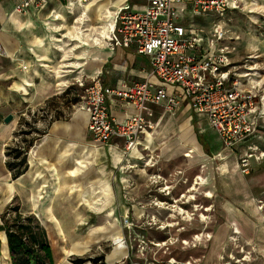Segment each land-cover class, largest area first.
I'll return each instance as SVG.
<instances>
[{
  "label": "rangeland",
  "instance_id": "rangeland-1",
  "mask_svg": "<svg viewBox=\"0 0 264 264\" xmlns=\"http://www.w3.org/2000/svg\"><path fill=\"white\" fill-rule=\"evenodd\" d=\"M237 3L239 7L231 9L222 22L227 29L225 42L233 51V65L240 72L252 66L261 68L257 76L264 78V0ZM212 23L200 24L209 27ZM40 100L44 99L28 98L33 104ZM41 107L37 105L36 109L46 111ZM30 109L14 140L16 149L23 153L21 160L13 161L18 166L14 173H25L23 183L15 182L23 193L13 199L10 214L0 225L13 224V209L21 207L24 217L31 216L34 225L48 229L49 244L57 255L66 252L68 249L61 247L68 248L72 240H89L93 244L90 254L104 255L116 245L115 240L123 238L130 264H264V162L253 164L259 162L253 159L250 171L244 173L240 165L242 150H236L238 146L223 150L218 134L210 135L211 129L195 115L196 129H191L181 127L189 114L169 115L162 107H154L150 130L157 149L150 142L147 147L152 151L142 150L139 159L126 154L130 161L113 167L103 153L95 159V153L88 149L95 144L89 133L82 141L44 138L42 130L51 114L46 111L41 116ZM71 115L65 118L69 120ZM181 130L191 135L197 130L204 137L206 133L207 139L216 143L210 144L211 153L203 150L185 156L190 149L183 145L185 133ZM31 156L45 158L57 168L59 187L53 204L67 235L65 242L57 228L46 223L42 211L34 212L33 193L48 192L56 180L49 172L40 180L32 179L31 175L43 166L37 170L30 166ZM78 159L85 161L79 164ZM96 171L109 181V197L100 194L98 185L107 187L108 194L110 186L105 180L104 185L96 182ZM198 176L203 180L194 185Z\"/></svg>",
  "mask_w": 264,
  "mask_h": 264
},
{
  "label": "crops",
  "instance_id": "crops-1",
  "mask_svg": "<svg viewBox=\"0 0 264 264\" xmlns=\"http://www.w3.org/2000/svg\"><path fill=\"white\" fill-rule=\"evenodd\" d=\"M20 1L0 0V33L4 41L3 50L0 52V224L6 216L5 213L9 211L8 208H11L10 204L13 199L17 196L21 198L23 193L20 185H16L15 182H18V184L19 182L23 183L22 178L25 173L15 177L14 171L18 166H15V164L10 165V163L14 160H20L23 155L22 153L20 158H15L14 149L17 147L14 140H16L19 127L25 124L22 120H25L30 115V110H32L30 108H33L35 114L39 112L41 116L46 111L51 114V118L49 117V120L45 122L46 128L42 130L45 133L44 138L52 139L55 142L66 137L81 139L82 141L85 140V134L89 133L90 136L92 134L88 130L87 114L83 110H77L84 94V88L79 87L76 84V80L82 79L88 85L94 76H99L104 85L113 88L146 80H150L155 85L161 84L159 78L153 74L151 59L138 54L133 46L110 49L106 42L102 45H97L92 40V37L98 31V26L103 22V17L107 16V18H110L119 7L126 4L131 5L135 11H142L145 9L144 0H94L89 7L90 19L83 25V27L88 29V31L83 33V39L88 40V44L77 39H71L74 26L76 25L74 19L81 11V6L78 3H75L73 8L68 7L69 1L74 0H49L46 5L40 8H31L27 14L15 12V6ZM213 19V17L193 15L191 7L188 6L181 14L179 22L186 27L210 32L212 25L205 27L200 23L214 21ZM167 88L170 93L179 90V87L173 85H168ZM243 88H247V84H244ZM32 97L44 100L33 104L28 101V98ZM107 102L110 112L120 121L135 113V109L126 103L111 98ZM37 105H41V108L45 107L46 111L41 112L40 109H36ZM154 107L162 106H153V115ZM71 108H74V112H70ZM165 112L169 115L171 114L167 111ZM70 113L72 115L67 120L65 117L70 115ZM179 113L189 114L188 118L181 123V127L187 125L191 129L192 127L196 129L195 115L201 123H205L211 129L210 135H217L207 116L197 113L189 99L183 98L177 111L172 115H178ZM257 113L264 115V106L259 105ZM203 130L201 129V131ZM152 132L150 129L145 131L129 152H127L124 140L121 138H114L107 144H98L94 141V148L88 147V149L90 148L95 153V159L103 153L102 156L106 158L111 166H121L125 161H130L125 156L126 154H129L133 159H139L143 155L142 150H150L147 147L150 142L157 149V143ZM185 132L183 131L182 133V130L180 131L181 134ZM194 135L193 139L199 151L195 150L190 156L192 157L196 152L201 153L203 150L206 154H210V144L215 145L216 143L210 142L206 137V133L204 137L196 130ZM220 143L223 150H229L224 147L221 140ZM183 145L188 147V150L191 149L189 145H186L185 140ZM251 145H258L264 148V118L259 120L257 133L235 149H241L243 154ZM84 161V159H81L78 163L81 164ZM263 162L264 158L259 162L255 161L253 164H261ZM29 164L35 170L40 165L43 166V169H39L37 170L38 172L31 175L32 179L40 180L44 178L45 172H49L55 177V185L52 186L53 183L48 192L47 190H37V192L33 193V209L34 212H43L44 216L42 212L41 215L45 218L46 223L47 221L51 222L57 228L63 242H65L67 235L64 232L61 221L54 212L53 204V196L59 187L57 168L45 158L36 160L35 156L30 157ZM100 174V171H96L95 176L99 177V181L96 182L104 185L103 180H108L100 177ZM91 179H89L88 185ZM108 184L110 186V194L105 192L107 187L102 189L98 184L93 185H98L100 194L104 197H109L112 194V189L109 181ZM44 186L46 187L47 185L44 184ZM104 208L103 205L99 210L101 211ZM13 210L16 214L18 213L24 217L21 207H15ZM40 223L43 226L41 220ZM8 224L10 223L6 222V225ZM40 229L48 231L46 227L45 229L40 227ZM45 234L49 243V236L46 231ZM49 245L52 250L53 264H130V252L126 250L127 248L118 245L113 246L104 255L97 256L90 254L93 244L89 240H72L68 248L62 245L64 247H61L62 249L68 250L66 252L63 250L61 255L56 254L51 243ZM82 245L90 246L84 248ZM94 257H102L103 259L96 263L92 260H86L82 263L77 262L79 259H91ZM0 264H14L6 229H0ZM46 264L50 263L46 261Z\"/></svg>",
  "mask_w": 264,
  "mask_h": 264
},
{
  "label": "built area",
  "instance_id": "built-area-1",
  "mask_svg": "<svg viewBox=\"0 0 264 264\" xmlns=\"http://www.w3.org/2000/svg\"><path fill=\"white\" fill-rule=\"evenodd\" d=\"M48 1L21 0L15 12L27 14L31 8H40ZM93 1H69V8L75 3L81 6L74 19L72 40L88 44V40L83 39L88 29L83 25L90 19L89 7ZM144 1L142 11H135L126 4L110 18L103 17L92 40L97 45L106 42L110 49L133 46L138 54L151 59L153 74L161 84L146 80L113 88L104 85L99 76H94L88 85L82 79L76 80V84L84 88L77 110L87 114L93 140L107 144L121 138L125 148L131 150L141 135L152 128L153 106H162L174 114L183 98L191 101L197 113L207 116L225 148H235L253 137L260 118H264L257 113V107L264 106V78L257 76L261 68L252 66L240 72V68L233 65L232 48L225 42L227 29L222 22L231 9L239 7L237 0ZM188 6L195 16L214 18L210 32L180 24L181 14ZM3 47L0 33V52ZM244 84L247 88H243ZM168 85L177 86L179 90L170 93ZM110 98L132 106L135 113L120 121L109 110ZM263 158L264 149L249 146L240 157L242 171L248 173L252 160ZM115 244L126 248L123 238L115 240Z\"/></svg>",
  "mask_w": 264,
  "mask_h": 264
},
{
  "label": "trees",
  "instance_id": "trees-1",
  "mask_svg": "<svg viewBox=\"0 0 264 264\" xmlns=\"http://www.w3.org/2000/svg\"><path fill=\"white\" fill-rule=\"evenodd\" d=\"M14 152L15 158H20L22 155V152L16 148ZM11 164L16 166V163L11 162ZM21 173H14V176L17 177ZM7 213L8 211L5 215ZM0 229H6L14 264H46V261L53 264L52 250L47 241L45 231L41 230L37 224H32V217H22L17 213L13 224L0 226ZM102 259V257H94L91 259H79L77 262L82 263L86 260H92L96 263Z\"/></svg>",
  "mask_w": 264,
  "mask_h": 264
},
{
  "label": "bare ground",
  "instance_id": "bare-ground-1",
  "mask_svg": "<svg viewBox=\"0 0 264 264\" xmlns=\"http://www.w3.org/2000/svg\"><path fill=\"white\" fill-rule=\"evenodd\" d=\"M186 108V107H185ZM76 117V116H75ZM184 118H185V116H184ZM149 130V129H148ZM184 140H185V143L186 144H188L189 146H190V150H189V153H187V154H185V156H190L191 154H190V152H193V151H195L196 150V148H198L197 147V145H196V143H195V141H194V139H193V136L191 135V134H187V133H185V135H184ZM93 146H95V145H93ZM90 147V146H89ZM74 159V158H73ZM72 159V160H73ZM78 161H79V159H78ZM74 162V161H73ZM81 163V162H80ZM75 164V163H74ZM73 164V166H75ZM82 164V163H81ZM77 166V165H76ZM54 170V169H53ZM54 172V171H53ZM73 174V173H72ZM198 175H200V174H198ZM202 176V175H201ZM203 177V176H202ZM202 177H200V176H198L197 178H196V181H195V184L194 185H196V184H200V182H202V180H203V178ZM58 178V177H57ZM205 178V177H204ZM200 179H201V181H200ZM99 181V180H98ZM198 184V185H199ZM195 187V186H194ZM106 188V187H105ZM196 188V187H195ZM164 190V189H163ZM58 191V190H57ZM106 192V191H105ZM99 193V192H98ZM207 195H210V194H207ZM193 196V195H192ZM192 199V198H191ZM209 210V209H208ZM238 230H236V232H237ZM115 239V238H114ZM122 245V244H121ZM83 246V245H82ZM90 245H84L83 247L84 248H86V247H89ZM121 247V246H120ZM74 250V249H73Z\"/></svg>",
  "mask_w": 264,
  "mask_h": 264
},
{
  "label": "water",
  "instance_id": "water-1",
  "mask_svg": "<svg viewBox=\"0 0 264 264\" xmlns=\"http://www.w3.org/2000/svg\"><path fill=\"white\" fill-rule=\"evenodd\" d=\"M7 120H9V119H7Z\"/></svg>",
  "mask_w": 264,
  "mask_h": 264
}]
</instances>
